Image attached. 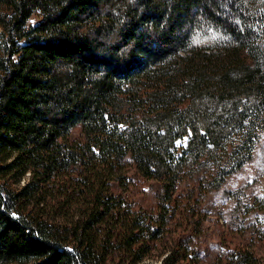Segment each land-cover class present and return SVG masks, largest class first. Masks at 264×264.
<instances>
[{
  "label": "trees",
  "instance_id": "obj_1",
  "mask_svg": "<svg viewBox=\"0 0 264 264\" xmlns=\"http://www.w3.org/2000/svg\"><path fill=\"white\" fill-rule=\"evenodd\" d=\"M263 132L264 0H0V264H198Z\"/></svg>",
  "mask_w": 264,
  "mask_h": 264
},
{
  "label": "rangeland",
  "instance_id": "obj_2",
  "mask_svg": "<svg viewBox=\"0 0 264 264\" xmlns=\"http://www.w3.org/2000/svg\"><path fill=\"white\" fill-rule=\"evenodd\" d=\"M39 21L37 15L30 19L29 24ZM145 191L148 188H143ZM230 192H240L241 202L251 203L256 197L264 195V132L261 135L253 159L242 169L229 175L222 188L209 194L203 203L204 221L201 226V235L193 236V243L197 252L198 264H217L219 258H224L229 249L238 245H249L264 264V240L260 231L262 222L260 214H251L246 217L238 213L236 200L231 199ZM154 193L142 194L139 190L135 199L138 203L148 205L153 202ZM238 207V203H237ZM240 207V204H239ZM241 208V207H240ZM237 209V210H236ZM235 212L238 220L233 223L230 213ZM243 211V210H241ZM236 214L234 215L235 217ZM255 216H257L255 218ZM259 220V221H258ZM233 226V227H232ZM180 229L177 230V234ZM161 248L152 253L140 264H160Z\"/></svg>",
  "mask_w": 264,
  "mask_h": 264
}]
</instances>
